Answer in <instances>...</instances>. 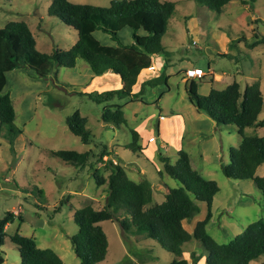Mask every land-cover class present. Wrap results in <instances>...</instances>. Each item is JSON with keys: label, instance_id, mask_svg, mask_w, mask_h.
<instances>
[{"label": "rangeland", "instance_id": "1", "mask_svg": "<svg viewBox=\"0 0 264 264\" xmlns=\"http://www.w3.org/2000/svg\"><path fill=\"white\" fill-rule=\"evenodd\" d=\"M69 1L96 6H107L110 2ZM168 1L175 3V9L167 20L166 33L162 38L166 53H160L159 58L152 59L151 69L140 72L133 91H139L144 80L165 73L169 76L167 85L170 93L163 94L166 88L161 83L146 87L140 99L150 104L162 97L159 103L165 112L168 107L185 109L181 104H187V95L181 72H178L181 61L186 62L184 65H198L203 70L202 77L186 80H193L202 102L211 86V75L207 74L210 70L214 74H227V83H215L214 87L222 89L232 79H236L240 81L242 90L245 85L258 82L264 97V42L254 47L248 46L249 43L264 38V0H230L220 12L195 0ZM51 2L52 0H0V28L9 21H24L33 34L38 51L50 53L53 49L68 50L76 42L77 32L57 17L48 15ZM129 31L126 28L119 33L122 42L126 41L125 36ZM94 36L101 43L112 42L102 32L97 31ZM79 62L86 64V67L80 64L79 67L60 66L55 76L51 75L46 79L25 69H16L6 74L4 91L13 97L16 112L14 124L21 132L10 143L5 136L6 126L0 124V218L6 211H11L19 214L22 222L16 218L5 228L7 237L0 246L3 264H19V252L9 240V236L15 231L34 238L37 247L41 249H52L63 264H80L70 241L77 232L73 212L85 203H90L95 209H101L105 205L106 185L98 187L92 176L95 168H99L98 171L101 170L105 177L109 173L105 167L109 157L101 155V151H104L102 146L109 153L114 152L111 160L122 166L130 179L139 181L147 178L154 186L159 183V189H155L156 186L153 188L151 204L163 200L160 191L163 187L157 170L160 168V154H165V150L159 147L158 140L155 139V147L151 145L147 162L140 153L125 148L131 142L128 128L102 123L100 116L104 105L73 93L76 88L70 85H76L77 81L85 78L84 71L88 66L82 59ZM114 75L97 77L93 82L94 87L98 91L118 88L116 81L119 77ZM127 101V98H122L114 99L111 103L124 105L123 112L128 127L137 129L152 114L154 117L147 120L146 127L157 132L160 106H147L138 102L132 104ZM75 110L87 119L92 135V142L88 144H83L65 124L66 117ZM258 117L264 118V105ZM172 120L175 122L178 119L175 116L165 119L163 127H168ZM219 127L222 128L215 130V136H222L220 139L225 143L222 152L219 151V155H223L220 159L228 162V145L237 147L240 138L233 125L220 124ZM187 128L188 133L191 127H188L186 119ZM244 134L263 135L264 127L245 128ZM189 136L186 135L185 143L189 141ZM197 144L190 147L194 151V165L212 167V173L204 176L212 177L219 186L215 195L217 203H213L207 232L217 242H227L248 223L264 220L262 195L250 179L233 181L226 178L221 167H217L219 158L211 156L212 163L203 166L195 156V151L198 152L199 149ZM57 150H90L91 154L84 167H76L51 154ZM140 169H145V177L137 173ZM257 174L264 176V163L258 167ZM167 182L170 186L177 185L171 178ZM198 208V213L183 223L190 233L193 223L206 215L204 203L198 202ZM222 220L226 225L221 224ZM229 223L233 224L231 228ZM100 225L106 234L108 247L105 259L97 264H168L173 258L172 253L157 242L143 236L125 234L115 221H103ZM182 250V256L189 260L191 253L206 254L201 244L193 238L183 244ZM263 258L261 256L250 264H264Z\"/></svg>", "mask_w": 264, "mask_h": 264}, {"label": "trees", "instance_id": "2", "mask_svg": "<svg viewBox=\"0 0 264 264\" xmlns=\"http://www.w3.org/2000/svg\"><path fill=\"white\" fill-rule=\"evenodd\" d=\"M209 9L220 12L230 0H195ZM245 3V2H244ZM175 3L168 0H110L107 6L72 3L69 0H52L48 15L57 17L77 32L76 42L66 51L53 49L50 53L36 49V42L24 21H9L0 28V124L7 128L6 137L12 143L21 130L14 124L16 112L13 100L4 91L6 74L14 69L31 70L39 78L55 76L60 66L73 67L77 58L84 60L94 75L111 71L120 78L121 86L104 91L73 93L96 104H103L100 121L104 124L128 128L131 142L125 146L132 152H140L139 134L127 125L123 106L111 103L114 99L127 98V103L142 102L140 99L146 87L164 83L169 88L165 73L144 80L137 92L133 87L142 70L151 65L153 54L166 53L162 38L166 33L167 20L173 14ZM129 29L130 42H122L120 35ZM96 31L108 35L114 45L102 44L95 36ZM264 42L260 38L248 44L254 47ZM187 83V81H186ZM63 87H68L62 85ZM73 87V86H70ZM188 99L195 107L211 117L216 126L233 125L241 141L236 148L228 151L229 162L221 164L222 174L233 181L252 180L259 189L264 206V176L256 174L257 167L264 163V134L245 135L244 129L264 127V118L258 115L264 105V97L258 82L247 84L241 90L237 81L223 89L210 88L200 100L193 80L186 84ZM164 92V93H165ZM68 130L79 137L83 144L92 142L87 119L78 110L65 119ZM101 155L110 156L105 146ZM104 152V153H103ZM66 163L84 167L90 158V150H57L51 152ZM163 168L159 177L167 175L177 182L176 186L165 184L164 199L155 204L151 182L130 179L122 166L111 158L105 167V177L99 168L93 177L98 187L106 185L105 205L95 209L85 203L73 212L77 232L70 238L72 249L80 264H97L105 259L108 240L100 223L115 221L127 235L143 236L157 242L172 253L168 264H250L264 257V220L249 223L240 233L227 242L219 243L207 232L211 219V205L219 186L215 180L203 177L190 164L188 154L179 150L175 162L160 155ZM198 202L206 206V215L195 223L192 233L183 222L198 213ZM19 214L6 211L0 218V246L7 237L5 228ZM201 244L206 254H190V260L182 256V246L191 239ZM9 240L16 246L19 264H63L61 258L50 248H39L34 238L15 231ZM204 256V257H203ZM203 258V261H202ZM0 252V264H3ZM262 263H264V258Z\"/></svg>", "mask_w": 264, "mask_h": 264}, {"label": "crops", "instance_id": "3", "mask_svg": "<svg viewBox=\"0 0 264 264\" xmlns=\"http://www.w3.org/2000/svg\"><path fill=\"white\" fill-rule=\"evenodd\" d=\"M96 33H97V31H96ZM125 37H126V41H124V42H130L131 37H130V33L129 32L126 33ZM107 39H109V38H107ZM102 44L114 45V43H112V42H109V43H103L102 42ZM159 55L160 54H153L151 56V61H152L153 58H155V59L159 58ZM229 57H231V55H229ZM79 61H80V59L77 58L76 61H75L74 67H76V66L79 67V64H80V65H83V67L85 68L86 64H81V62H79ZM185 63L186 62L183 63V61H181L180 65L178 66L181 71L178 70V72H181L182 80L184 81V85L186 87V84H188V81H187V83L185 82L187 79L184 77L182 72L186 68H193V67L200 68V66L191 65V64L184 65ZM151 68H152V63H151V65H150V67L148 69H151ZM14 70H16V69H14ZM14 70H12V71H14ZM145 70H147V69H145ZM145 70H142V71H145ZM27 72L30 73L31 71L27 70ZM207 74L211 75V78H210L211 86H210V88L220 89L218 87H214V84L215 83H221V82H224L225 84L227 83V82H225L227 80V74L226 73L214 74L210 70V71L207 72ZM84 75H85V78L83 80H80V81H77V82L75 81L76 85H70V86H73V88H76L77 91H81V92H89V91H94V90L98 91L97 88L94 87V85H93L94 80H96L97 77L103 76V75L106 76V77H112V75H114V73L111 72V71H106V72H104L101 75H94L92 73V71L90 70L89 66H87V69L84 71ZM238 75H240V74H238ZM114 76H117V75H114ZM233 81H237L239 83V85H241L240 81H238L236 79H232V81L230 83H232ZM117 82H118V84H117ZM230 83H228V84H230ZM116 84H117L118 88L121 86L120 78L117 79ZM227 85H225L223 88H225ZM185 87H184V90H185V94L187 95ZM208 92H207V94H208ZM166 93H170L169 88L163 94H166ZM9 95H10V97L13 100V97L11 96L10 93H9ZM161 99H162V97H159V98L155 99L154 102L150 103V104H156L157 106L158 105L160 106L159 107V112H158L159 113L158 114L159 120H158L157 126H156L157 132H155L154 129L146 127L147 120H149L150 118L154 117V115H152V114L148 115L142 121V123H140L137 126V129H135L138 132V134H139V137H140L139 141H141V144L140 143L139 144L141 145V148H142L141 151L138 152V153H140V155L142 156V158H144L145 161L149 162V158H148L149 154H148V152L150 150L151 145L153 147H155L154 146V141H155V139H157L158 143H159V147L161 149L165 150L164 151L165 154H160V155L168 156L170 158V162L173 163V162H175V160L177 158V152L179 150L185 151L188 154V156H189L190 164L192 165V167L194 169H196L203 177H205L204 174H208L209 175V174L212 173V171H211L212 167L208 168V167H202L201 165H198V166L194 165L193 158H192L194 151H191V149H190V147L192 145L198 143L197 145L199 146V149H198V152L195 151V156H197L199 158V160L202 162L203 166H205L204 164L212 163V161H213L212 157L213 156L216 159L219 158L217 167H221V164H226V163L229 162V157H228V162H225V161L222 162L221 161L222 159H220V158H222L223 155L220 156L219 155V151L222 152V149H223V146H224L225 143L222 141V139H220V137H222V136H219V138H216V136H215L216 135V133H215L216 131L215 130L216 129L220 130L222 127L216 126L215 121L211 117H209L203 111L198 110L195 107V105L188 99V96H187V102H186L187 104H183V103L181 104V106L184 107L185 109L182 110V108H180V107H177L175 109H173L172 107H168V111L167 112L164 111V108L161 107V104L159 103V101ZM138 103H141V104L147 105V106L150 105V104H147L144 101L138 102ZM132 104H134V103H132ZM185 114H186V116H185ZM134 116L136 118V114H134ZM174 116L177 117V119H178L177 121H175L176 124L172 120V121H170L171 124L168 127L164 128L163 127V123H164L165 119H169V118L172 119V117H174ZM186 119H187V122H188V127L189 126L191 127L190 130L188 131V133L186 131V130H188V128L186 129ZM258 119H260V118L258 117ZM218 133H220V132H218ZM186 135L187 136L190 135V136H189V141H187L185 143L184 140L186 138ZM198 138H200V139H198ZM239 138H240V136H239ZM197 139H198L199 142L197 141ZM240 141H241V138L239 140V143H240ZM230 148H236V147H234V145H232V146L228 145V151H229ZM110 154H114V152L111 151ZM108 157L111 158V155L108 156ZM114 163H116L115 160H114ZM159 164H160V168H163L162 161ZM258 167H257V169H258ZM160 168H159V170H160ZM257 169H256V174H257ZM159 170H157V172ZM137 173L143 175V177H145V174H146L145 173V169L137 170ZM257 175H259V174H257ZM164 177H165V179H163ZM205 178H207V177H205ZM142 179H140L139 181H141ZM168 179H170V178L167 177V175H165V174L159 177V181L161 182V185H162L161 187H163V188H160V191H161L163 199H164V192H165V184H168V182H167ZM207 179L214 180L212 177H209ZM151 185H152V183H151ZM157 185H159V183ZM157 185H155L156 188H155L154 185H152V188L159 189ZM168 185H170V184H168ZM215 197L216 196L213 197L211 209L213 207V203L214 202L217 203V199ZM221 224L226 225V223L224 221ZM194 225H195V223H193V226ZM228 225H229V228H231L233 226V224H230V223ZM193 226H192V228H193ZM187 231L190 232V230H187ZM236 234H238V231H237V233H235V235Z\"/></svg>", "mask_w": 264, "mask_h": 264}, {"label": "built area", "instance_id": "4", "mask_svg": "<svg viewBox=\"0 0 264 264\" xmlns=\"http://www.w3.org/2000/svg\"><path fill=\"white\" fill-rule=\"evenodd\" d=\"M183 75L186 79H188V78L202 77L204 75V72L201 68L193 67V68H186L183 71Z\"/></svg>", "mask_w": 264, "mask_h": 264}, {"label": "water", "instance_id": "5", "mask_svg": "<svg viewBox=\"0 0 264 264\" xmlns=\"http://www.w3.org/2000/svg\"><path fill=\"white\" fill-rule=\"evenodd\" d=\"M190 84V80H188V85Z\"/></svg>", "mask_w": 264, "mask_h": 264}]
</instances>
